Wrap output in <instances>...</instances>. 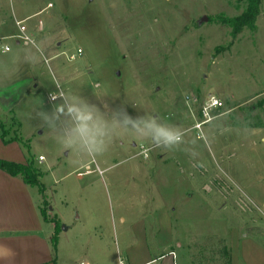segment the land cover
Wrapping results in <instances>:
<instances>
[{"label":"rangeland","instance_id":"obj_1","mask_svg":"<svg viewBox=\"0 0 264 264\" xmlns=\"http://www.w3.org/2000/svg\"><path fill=\"white\" fill-rule=\"evenodd\" d=\"M245 10L239 0H0V41L11 46L0 50V94L32 78L0 122L7 138L29 140L40 207L58 230L69 227L72 244L61 249L70 264L84 254L85 230L90 240L103 234L102 264H129L127 253L144 246L158 257L160 232L176 264H264V0L254 27L224 23ZM17 21L34 44L13 38ZM60 91L107 119L119 109L121 125L157 116L181 141L165 149L112 130L94 156L79 138L67 149L32 118L64 105L49 100ZM210 95L223 107L196 128ZM60 121L56 131L76 126L70 114Z\"/></svg>","mask_w":264,"mask_h":264},{"label":"crops","instance_id":"obj_2","mask_svg":"<svg viewBox=\"0 0 264 264\" xmlns=\"http://www.w3.org/2000/svg\"><path fill=\"white\" fill-rule=\"evenodd\" d=\"M18 28V27H17ZM32 78L24 77L16 80L9 86L7 93L0 94V110L6 112L14 111V108L23 100L30 90ZM3 92L4 90L1 89ZM0 122V159L27 164L28 151L17 141L5 143L1 138L3 132ZM6 139L7 136H6ZM24 148V149H23ZM26 150V151H25ZM31 151V150H30ZM30 184H27L21 175L13 176L9 172L0 169V264H70V258H66L61 245L68 248L70 239L63 236V231L56 234L55 222L45 220L40 203L43 195L39 187L38 193L33 191ZM160 245L158 257L151 254L147 246L140 248L137 252H132L127 259L129 264H176L177 253L171 249L172 237L165 239L160 232ZM57 235L56 247L53 244V237ZM83 240L84 254L80 257V262L85 264H102L103 256L102 243L103 234L98 240L89 238L88 232H81ZM95 247V254L92 252V245ZM166 250V251H165ZM175 253V256L171 254ZM134 255V256H133ZM158 259V261H157Z\"/></svg>","mask_w":264,"mask_h":264},{"label":"clouds","instance_id":"obj_3","mask_svg":"<svg viewBox=\"0 0 264 264\" xmlns=\"http://www.w3.org/2000/svg\"><path fill=\"white\" fill-rule=\"evenodd\" d=\"M51 99H65L64 105H54L51 116L47 111H37L36 116L41 121L40 127L46 128L50 133L54 134L57 140L67 149H69L79 138L83 145V153L94 156L106 150L108 144L103 139L112 130L131 131L140 135L144 140L153 147L170 149L171 146L178 144L181 137L177 132L171 131L158 124V117L148 114L145 117L133 119L125 116L124 124L115 118L119 109H113L111 119L105 118L100 107L85 102L79 96L68 97L66 93L60 91L52 93ZM71 99V103L68 100ZM67 105L68 113H64V107ZM72 120L76 121V126L71 131H56L53 123L60 121L61 115H69ZM64 121H60L55 128H61ZM131 124L132 128L128 129L127 125Z\"/></svg>","mask_w":264,"mask_h":264},{"label":"trees","instance_id":"obj_4","mask_svg":"<svg viewBox=\"0 0 264 264\" xmlns=\"http://www.w3.org/2000/svg\"><path fill=\"white\" fill-rule=\"evenodd\" d=\"M240 2L246 3V10L245 12L237 18H226L224 19V23L232 26L233 31L239 33L243 27H254V24L260 14V5L261 0H239ZM235 33V34H236ZM3 128V125H2ZM1 138L5 143H10L13 141H17L21 143V145L28 151V163L27 164H20L15 163L7 160L0 159V169H3L13 176L21 175L23 180L32 186H38L41 194L45 195V188L43 183L40 181V177L42 176L41 172L33 165V159L30 154V145L29 140H24L23 138H8L6 139L5 130L1 134ZM43 203H46L45 197H43ZM41 212L47 221H51V219L47 216L46 211L41 208ZM55 222V221H54ZM56 232H59V224L55 222ZM53 244L56 247L57 244V235L53 237Z\"/></svg>","mask_w":264,"mask_h":264},{"label":"built area","instance_id":"obj_5","mask_svg":"<svg viewBox=\"0 0 264 264\" xmlns=\"http://www.w3.org/2000/svg\"><path fill=\"white\" fill-rule=\"evenodd\" d=\"M16 24L18 27V35L14 36L13 38L18 39L25 44H30V43L34 44V41L31 39V37L28 34V29H27V26L25 25V22L17 21ZM0 50L4 53L9 52L11 51V46L7 43H3V39H2V41H0ZM50 94H49V100L51 102H55L58 100V99H51ZM222 107H223L222 101L218 99L215 95H210L209 97H207L202 107V115L204 117V120H202L201 122H198L196 128H201L203 124L211 121V118H212L211 113L214 110H218ZM147 150L148 148H145V147L142 148L143 152L144 151L146 152ZM44 159H45L44 156L39 157L40 162L44 161ZM171 254L175 256L174 252H171ZM81 264H85V263H81Z\"/></svg>","mask_w":264,"mask_h":264},{"label":"water","instance_id":"obj_6","mask_svg":"<svg viewBox=\"0 0 264 264\" xmlns=\"http://www.w3.org/2000/svg\"><path fill=\"white\" fill-rule=\"evenodd\" d=\"M203 20H207V17H204V18L202 19V21H203ZM63 229H66V227L63 226Z\"/></svg>","mask_w":264,"mask_h":264}]
</instances>
